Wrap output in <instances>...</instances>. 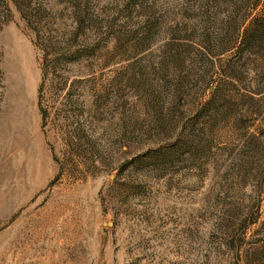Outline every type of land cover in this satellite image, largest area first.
Segmentation results:
<instances>
[{
	"label": "rangeland",
	"instance_id": "rangeland-1",
	"mask_svg": "<svg viewBox=\"0 0 264 264\" xmlns=\"http://www.w3.org/2000/svg\"><path fill=\"white\" fill-rule=\"evenodd\" d=\"M0 264H264V0H0Z\"/></svg>",
	"mask_w": 264,
	"mask_h": 264
}]
</instances>
